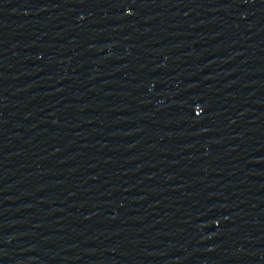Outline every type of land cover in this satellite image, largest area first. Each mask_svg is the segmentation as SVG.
<instances>
[{"label":"water","instance_id":"1","mask_svg":"<svg viewBox=\"0 0 264 264\" xmlns=\"http://www.w3.org/2000/svg\"><path fill=\"white\" fill-rule=\"evenodd\" d=\"M0 264H264V0H0Z\"/></svg>","mask_w":264,"mask_h":264}]
</instances>
